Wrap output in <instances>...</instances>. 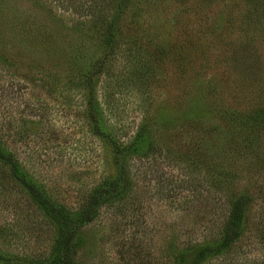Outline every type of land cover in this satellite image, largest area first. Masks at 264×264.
Returning <instances> with one entry per match:
<instances>
[{"label": "rangeland", "instance_id": "obj_1", "mask_svg": "<svg viewBox=\"0 0 264 264\" xmlns=\"http://www.w3.org/2000/svg\"><path fill=\"white\" fill-rule=\"evenodd\" d=\"M143 123L154 148L76 261L178 264L243 195L245 232L203 264H264V0H0V144L49 199L85 207L116 175L108 137ZM18 183L0 162V254L46 262L56 231Z\"/></svg>", "mask_w": 264, "mask_h": 264}, {"label": "trees", "instance_id": "obj_2", "mask_svg": "<svg viewBox=\"0 0 264 264\" xmlns=\"http://www.w3.org/2000/svg\"><path fill=\"white\" fill-rule=\"evenodd\" d=\"M109 26L107 46L108 49L112 50L116 43L114 40V27L110 23ZM96 124L97 134L100 133L107 138V131L105 129L101 131L102 125ZM149 126V123H143L137 129L133 140L127 144L117 141L112 136L108 137L112 148V163L116 167V175L99 185L87 199L85 207L83 206L77 211L49 199L47 194L32 179H28L22 173L19 163L6 153L0 144V162L10 168V175L19 182L18 184L25 190L29 200L50 218L56 231L50 259L45 260L46 262L44 260H29L31 264H80L76 261V256L82 240L78 239L75 242L74 237H81V229L92 223L100 215L101 209L106 206H115L128 197L133 187V179L130 175L132 159L134 156L142 159L146 158L150 154L149 151L154 148L153 143L155 140L150 139ZM249 206L250 202L247 197L241 195L235 198L231 202L221 239L216 243L197 244L185 248L176 255L177 263L203 264L215 256L227 255L245 232ZM13 259L0 254L1 264H12Z\"/></svg>", "mask_w": 264, "mask_h": 264}]
</instances>
